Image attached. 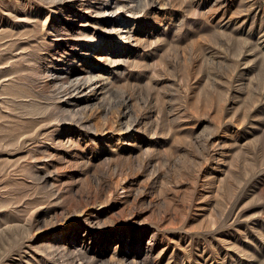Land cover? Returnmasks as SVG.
<instances>
[{
    "label": "rangeland",
    "instance_id": "374dc122",
    "mask_svg": "<svg viewBox=\"0 0 264 264\" xmlns=\"http://www.w3.org/2000/svg\"><path fill=\"white\" fill-rule=\"evenodd\" d=\"M136 3L0 0V264H264V0Z\"/></svg>",
    "mask_w": 264,
    "mask_h": 264
},
{
    "label": "bare ground",
    "instance_id": "6f19581e",
    "mask_svg": "<svg viewBox=\"0 0 264 264\" xmlns=\"http://www.w3.org/2000/svg\"><path fill=\"white\" fill-rule=\"evenodd\" d=\"M54 1V0H52ZM136 7L138 8H143V7H146L147 4L149 3H152L153 0H136ZM153 5V4H152ZM91 75H89V78H90ZM88 78V77H87ZM70 80L68 78L64 79V80H61V82H69ZM78 86H76L75 88H77ZM134 260V259H133ZM135 261V260H134ZM136 264V261L134 262ZM138 263V262H137Z\"/></svg>",
    "mask_w": 264,
    "mask_h": 264
}]
</instances>
